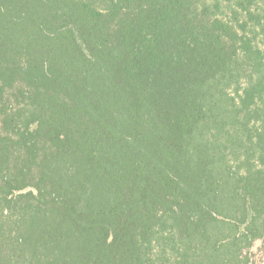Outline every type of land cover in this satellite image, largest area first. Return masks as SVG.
<instances>
[{
    "label": "trees",
    "instance_id": "trees-1",
    "mask_svg": "<svg viewBox=\"0 0 264 264\" xmlns=\"http://www.w3.org/2000/svg\"><path fill=\"white\" fill-rule=\"evenodd\" d=\"M262 238L264 0H0V264Z\"/></svg>",
    "mask_w": 264,
    "mask_h": 264
},
{
    "label": "rangeland",
    "instance_id": "rangeland-1",
    "mask_svg": "<svg viewBox=\"0 0 264 264\" xmlns=\"http://www.w3.org/2000/svg\"><path fill=\"white\" fill-rule=\"evenodd\" d=\"M249 256L250 264H264V238L255 241Z\"/></svg>",
    "mask_w": 264,
    "mask_h": 264
}]
</instances>
